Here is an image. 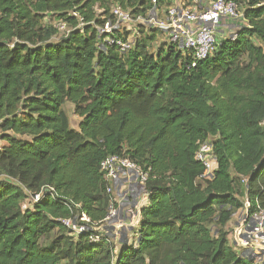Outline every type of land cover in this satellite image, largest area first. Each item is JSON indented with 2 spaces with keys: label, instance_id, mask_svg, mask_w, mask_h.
<instances>
[{
  "label": "trees",
  "instance_id": "1",
  "mask_svg": "<svg viewBox=\"0 0 264 264\" xmlns=\"http://www.w3.org/2000/svg\"><path fill=\"white\" fill-rule=\"evenodd\" d=\"M232 1L242 25L194 62L159 29L99 32L114 7L148 20L151 0H0V264H256L231 245L229 223L246 199L264 210V0ZM132 36L126 53L107 43ZM206 142L211 180L196 160ZM110 156L148 173L136 240L118 252L92 241L112 203ZM82 214L89 231L63 225Z\"/></svg>",
  "mask_w": 264,
  "mask_h": 264
},
{
  "label": "built area",
  "instance_id": "2",
  "mask_svg": "<svg viewBox=\"0 0 264 264\" xmlns=\"http://www.w3.org/2000/svg\"><path fill=\"white\" fill-rule=\"evenodd\" d=\"M164 0H151L153 10L148 20L139 18L134 20L128 11L114 7V25L108 23L100 28L101 34H112L114 31H131L128 27L132 23L140 22L148 28L159 29L165 33V41L174 45L181 52L189 54L194 62L204 60L215 52L219 41V31L227 26L229 21H237L241 15L239 6L232 0H170L171 4L160 18L157 6ZM65 31V26H57ZM108 45L118 48L121 53L130 50L133 41H124L109 37ZM196 160L205 166V179L211 180L218 168L217 157L211 143H200ZM101 172L108 183L107 194L111 198V207L107 219L92 236V241L101 237L110 242H129L136 240L137 228L140 226L141 210L147 206L148 193L146 183L148 173L144 172L134 162L119 156H110L101 164ZM123 187H126L123 189ZM29 194L23 209L32 208L42 202L47 193ZM237 228L231 231L232 246L244 258L256 264H264V210L258 209L249 212V203L246 199L245 209ZM68 229L76 235L89 231L90 220L82 214L75 219L62 221ZM130 235L133 237L130 238ZM118 250V248H117Z\"/></svg>",
  "mask_w": 264,
  "mask_h": 264
},
{
  "label": "rangeland",
  "instance_id": "3",
  "mask_svg": "<svg viewBox=\"0 0 264 264\" xmlns=\"http://www.w3.org/2000/svg\"><path fill=\"white\" fill-rule=\"evenodd\" d=\"M231 22H233V21H229L228 23H231ZM236 22H237V24L242 25V18L240 17ZM140 24H141L140 22L132 23L130 26H128L131 29V31H129V32H131L133 35L136 34L137 33L136 27L139 26ZM53 25L54 26H65L62 22H59L57 20L53 21ZM142 25H144V24H142ZM67 31H70V30H69V28L67 26H65V31H62L61 34H64ZM237 31L238 30H235L233 32L231 31L232 34L230 33L228 36L229 37H231V36L233 37ZM132 38H133V36L130 39L132 40ZM217 40L220 41V38L218 37ZM152 52H156V47L153 48ZM65 110H66L67 114L69 115L70 122H71V127L74 130H78L79 123H80L81 119L78 116L75 115L72 105L71 104H67V106L65 107ZM2 146H3V143H1V141H0V147H2ZM124 188H126V187H123V189ZM229 228H230V231L234 232V230H236V228H237V225L234 223L232 226H229ZM138 230H139V228H137V231ZM131 237H133V235H130V238ZM231 240H232V238L230 237L231 245H233ZM114 244L118 248V244L119 243L118 242H116V243L114 242Z\"/></svg>",
  "mask_w": 264,
  "mask_h": 264
},
{
  "label": "crops",
  "instance_id": "4",
  "mask_svg": "<svg viewBox=\"0 0 264 264\" xmlns=\"http://www.w3.org/2000/svg\"><path fill=\"white\" fill-rule=\"evenodd\" d=\"M239 24H237V22H231L228 23L227 26H224L223 28H221V30L219 31L218 37L220 38V41L228 38L229 34L235 30L239 29ZM232 31V32H231ZM232 37V36H231ZM219 41V42H220ZM148 205V202H147ZM243 212H239L235 215V217L232 219V221L229 223V226H232L234 223L237 225L238 221L240 220L241 216H242Z\"/></svg>",
  "mask_w": 264,
  "mask_h": 264
},
{
  "label": "water",
  "instance_id": "5",
  "mask_svg": "<svg viewBox=\"0 0 264 264\" xmlns=\"http://www.w3.org/2000/svg\"><path fill=\"white\" fill-rule=\"evenodd\" d=\"M120 245H121V242H119V244H118V250H117V252L120 250Z\"/></svg>",
  "mask_w": 264,
  "mask_h": 264
}]
</instances>
